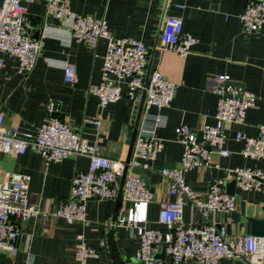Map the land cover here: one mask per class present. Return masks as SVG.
I'll return each instance as SVG.
<instances>
[{
    "label": "crops",
    "instance_id": "0c3cea01",
    "mask_svg": "<svg viewBox=\"0 0 264 264\" xmlns=\"http://www.w3.org/2000/svg\"><path fill=\"white\" fill-rule=\"evenodd\" d=\"M2 0H0L1 3ZM71 12L90 15L106 21L110 34L116 39L131 38L147 48L151 68L157 69L176 84L169 108L150 109L163 124L154 128V136L164 147L150 163V169L133 170L141 176L154 194L147 208V228L166 233L165 226L157 223L160 204L171 201L162 168L179 166L183 146L175 136V129L187 126L197 133L204 124L215 123L218 97L214 93L215 78L227 75L230 83L253 93L255 106L246 112L242 124L226 126V149L230 156L213 155L218 168L194 169L186 173L185 181L198 196L205 198L210 182L219 178L226 184L234 181L231 170L252 167L264 170V160L244 159L239 152L242 142L235 140V131L249 137L258 135V126L264 124V31L247 32L242 28L240 15L246 0H68ZM25 16L34 33L39 30L40 53L32 72L20 75L17 61L4 54L0 71V112L4 127L18 132L34 131L54 119L77 131L82 137L96 143L101 154L110 160L124 161L128 152L127 133L132 129L134 102L128 100L126 83L121 82L122 98L100 108L96 96L89 94L92 85L102 76V55L105 43L95 50L85 43L73 40L69 30L47 13L44 3L25 4ZM39 17L35 26L27 18ZM166 16L181 20L183 32L197 39V44L185 58L159 43V30ZM69 62L75 66L76 77L68 84L63 79V68ZM56 103L55 111H47L49 102ZM54 115V116H53ZM142 115V114H141ZM99 121L94 126L92 121ZM88 159L70 157L60 162L45 164L35 152L12 157L0 155V169L29 177L28 193L40 215L28 221L18 220L20 236L16 249L10 255L11 264H82L75 259L77 241L82 234L84 244L97 250V258L83 264H114L108 251L107 234L111 230L113 202L91 199L86 203L88 225L68 224L63 219L44 218L68 197L71 178L77 171L87 170ZM235 209L227 214H212L210 222L225 225L231 238L251 234L247 218H264V192L243 191L235 185ZM129 205L122 204L119 216H125ZM183 220L202 222L200 214L186 207ZM105 240V245L100 241ZM114 241L125 264L135 262L139 241L128 227L115 229ZM166 264H172L168 260ZM181 264H195L187 261ZM219 264H246L242 260H221Z\"/></svg>",
    "mask_w": 264,
    "mask_h": 264
},
{
    "label": "built area",
    "instance_id": "2783aa9c",
    "mask_svg": "<svg viewBox=\"0 0 264 264\" xmlns=\"http://www.w3.org/2000/svg\"><path fill=\"white\" fill-rule=\"evenodd\" d=\"M44 3L47 13L65 26L75 42L85 43L95 50L105 43L102 55V76L98 84L88 92L97 97L100 108L116 103L122 98L121 82L126 83L128 100L136 103L143 92L142 115L129 162L110 160L101 154L100 147L82 137L66 123L50 119L34 131L18 132L4 127L5 117L0 112V155L20 156L26 152L39 154L45 164L60 162L70 157L88 159L87 170L77 171L70 182L68 197L45 219H63L68 224L88 225L86 203L94 198L113 202L118 193L120 177L125 166L127 173L122 190L123 203L129 205L125 216H118L111 227H128L139 241L134 255L141 264H219L221 260L239 259L246 264H264V238L251 234L231 238L225 225L209 221L212 214H227L235 209V196L228 195L222 179H213L205 198L198 196L185 181V175L194 169L218 168L213 155L229 157L226 149V126L240 125L246 112L255 106L256 96L230 83L227 75L215 78L214 93L218 97L215 123L204 124L202 141L197 142V132L187 126L177 127L175 136L183 146L179 166L162 168L167 194L172 198L160 204L157 223L165 226L166 233L147 228V208L154 194L144 179L133 170L146 171L150 163L162 151L164 143L154 136V128L163 124L162 118L150 114L151 108H169L174 98L176 84L157 69L151 68L150 54L142 42L131 38H114L105 20L90 15L71 12L68 0H2L0 3V71L4 67L3 55L17 61L16 72L27 75L36 66L40 53V40L34 38L25 16V4ZM242 28L247 32L264 31V0H246L240 15ZM159 43L185 58L197 44V39L183 32L180 19L166 16L160 27ZM75 66L66 62L63 79L71 84L75 80ZM56 103L51 101L47 111L52 114ZM94 126L99 121H92ZM235 140L243 143L239 154L244 159L264 160V124L258 126V135L249 137L235 131ZM208 146L210 149H206ZM235 185L243 191L264 192V170L252 167H236L231 170ZM29 177L0 169V255L10 257L20 236L18 220L28 221L40 215L31 202ZM186 207L197 211L202 222L185 223ZM75 259L84 263L97 258L99 252L84 244L82 234L75 236ZM105 245V240L100 241ZM164 250L165 259L156 258Z\"/></svg>",
    "mask_w": 264,
    "mask_h": 264
},
{
    "label": "water",
    "instance_id": "95a60500",
    "mask_svg": "<svg viewBox=\"0 0 264 264\" xmlns=\"http://www.w3.org/2000/svg\"><path fill=\"white\" fill-rule=\"evenodd\" d=\"M27 18L30 21V24L32 26H35L36 22L40 21L39 17L33 18V17L27 15ZM38 35H39V30H37L34 33V38H38ZM144 96H145V92L142 93L139 101L134 104L133 113H132V120H131L132 129L127 133V136H126V144L128 145V152H127L126 159L124 160L125 164H127L129 162L133 143H134L135 137L137 135V130H138V126H139V122H140V118H141V114H142V109H143ZM53 118L58 119V116L55 115ZM201 141H202V132L200 131L197 133V142L200 143ZM204 147L206 149H210L208 146H204ZM126 173H127V166H125L123 173L120 177L117 197L113 201L112 206H111V211H112L111 222H112V224H114L115 221L117 220V217L120 214V210H121V207L123 204L122 190H123V185H124ZM226 193L228 195H231V196L235 195V181H232V182L226 184ZM94 199H99V198H94ZM247 220L251 224V230H250L251 235L264 238V218H261V219L247 218ZM114 233H115V229L111 228V230L107 234V245H108L109 254H110L114 264H125V262L119 256V254L117 252V249L115 246V241H114ZM156 258L164 260L165 259L164 250L159 255H157ZM11 263H12V261H11L10 257L0 255V264H11Z\"/></svg>",
    "mask_w": 264,
    "mask_h": 264
}]
</instances>
